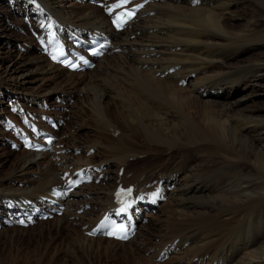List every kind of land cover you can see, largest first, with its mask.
<instances>
[{
	"label": "bare ground",
	"instance_id": "1",
	"mask_svg": "<svg viewBox=\"0 0 264 264\" xmlns=\"http://www.w3.org/2000/svg\"><path fill=\"white\" fill-rule=\"evenodd\" d=\"M90 1L81 0L82 3L78 4L75 1L73 9L70 6L67 10L61 5L64 0H0V12L5 5L12 11L10 15L0 14V65L7 62L0 67V78L6 81L0 80V96L7 98L5 102L10 103L11 108L16 106L21 110L22 120L27 122H34L42 115L38 116L33 106L25 110L27 101V104H46L48 107L51 105L48 102L50 93L58 92L56 98L62 104L55 107L62 109L59 113L66 120L65 115L73 116L72 112L66 114L64 111L67 108L71 111V98L74 97L75 102L90 99L99 113L108 118L105 128L98 130L99 134L109 142L117 140L120 146L105 145L102 148L105 150L99 152L106 154L109 151L112 155L105 158L95 149L84 150L79 144H66L67 140L61 137L66 133V126L62 125V130L56 132V145L60 150L72 145L80 154L70 158L64 153L65 168H54L53 164L44 167L46 161H34L31 156L34 152L23 150V157L14 163L9 176L0 179V208L26 205L24 201L16 205L18 199L16 202V198L11 200L16 195L43 203L53 200L65 206L62 217H57L58 222L68 224L72 223L69 214L72 209L77 211L76 206L81 208L88 204L92 209L101 208L103 211L115 206V181L120 179L135 185L137 197L150 196L161 206L157 215L147 211L144 215H137L140 226L133 237L136 239L134 244L133 238L127 242L129 246L148 252L150 259L156 261L154 264H161V259L165 262L173 259L174 264H264V58L259 57V53L264 55L261 51L263 44L257 47L254 42L237 49L231 47L236 45L231 36H241L253 29L247 28L250 23L247 21L244 29L238 31L234 21L242 18L232 14L230 9L240 10L241 15L249 1L147 0L138 16L122 31L112 30L103 11ZM254 10L264 11V5L255 6ZM14 13L21 14L41 33L47 30V34H67L71 30L84 32L90 29L110 35L112 44L92 71L70 72L50 62L41 67L45 57L32 36L25 44L9 39L12 25L20 28V32L23 30V25L14 24ZM133 38L135 44L129 42ZM126 47L131 52L121 58ZM14 48L20 52L16 53ZM245 54L257 58L237 64L243 66L234 65ZM119 64L132 80L119 79L114 90L120 97L119 104L126 106L121 111L115 100L108 104L111 109H107L104 99L111 97L112 90L109 89L111 85L107 88L106 82V86L102 84L112 72H125L111 70ZM39 70L48 76L47 81L57 82V86L49 88L45 84L43 93H36L32 83L37 81L36 72ZM75 75L79 77L75 79ZM65 77L67 81L61 87L58 82ZM185 82H189L186 94L183 93ZM99 88L102 94H98ZM200 96L203 99H195ZM219 96L224 102L216 100ZM65 97L66 100H62ZM2 107L0 102V123H9L8 116L7 122L3 119ZM114 108H117L115 112L120 115L121 123L123 115L124 127L113 126L116 122L110 117ZM168 109L173 110L177 122H172V116L163 112ZM4 127L16 129L15 124ZM136 127L148 141L165 147L169 157L175 151L181 153L183 149L203 148L212 155L211 160L205 165L185 158L176 170H171L170 164H162L147 172L129 169L137 149L127 147L138 135ZM119 129V135L111 136L110 132ZM6 139V133L1 130L0 144H6ZM122 139L127 144H121ZM41 153L43 158L54 156L52 151ZM37 165L40 166L38 169L35 168ZM80 166L94 174V179L102 175L101 183L106 180L104 185L94 188L87 185L68 194L59 192V186L58 191L55 190L64 175ZM121 167L124 169L119 175ZM152 174L156 175L155 187L149 183ZM79 217L74 216L73 222L80 223L83 217ZM95 223V219L90 221L89 228L83 230L88 231ZM236 228L239 232L232 241V236L222 240L227 233L224 230L235 229V233ZM86 239L92 238L86 236ZM145 243L147 247H144ZM117 245L124 244L108 239L106 249L115 251Z\"/></svg>",
	"mask_w": 264,
	"mask_h": 264
},
{
	"label": "rangeland",
	"instance_id": "2",
	"mask_svg": "<svg viewBox=\"0 0 264 264\" xmlns=\"http://www.w3.org/2000/svg\"><path fill=\"white\" fill-rule=\"evenodd\" d=\"M75 1L78 4V3H82L84 0H82V2H81V0H64V2L61 3V5L64 6V8H66L67 10H69L68 8H70V6L72 8L73 4H75L74 3ZM248 1H249L248 5L246 6L245 11L241 13V15L239 14L240 10H235V8H233V7H231L230 11L232 12V14H234L236 16H240L242 18V20L236 18L234 21V25L238 26V28H237L238 31H240L239 28L244 29L245 26H243V25L247 21L250 22V23H247V28L249 30H252V29L253 30L247 34H242L241 36H231V39L236 43V45L231 46V47L233 49H237L239 47H243L245 45L256 42L255 46H257V47L259 44H263V49H261V51H264V11L256 12V10H254L255 6H258V8L263 6L264 0H262L263 2L261 0H258L259 2L257 0H248ZM3 7L4 8H3V10L1 9L2 12H0V14H2L4 16V15H10L12 13V11L9 8H6V5ZM155 8H157V5L155 6ZM20 15L21 14H17V13H14V15H12L13 18L16 16L15 17L16 20L14 21L15 22L14 24L19 23V22L20 23L24 22L23 19H21ZM49 15L51 16V13ZM21 26H22V24H21ZM14 28H16V27H14V25H12V29L8 33L9 39H11L12 41H15V42L17 41L18 43H22L24 41V44H25V42H27L28 38H29L28 33L21 34L19 30H15ZM18 29H20V28H18ZM23 30H24V25H23ZM25 31H26V28H25ZM2 38H4V36H2ZM11 40H8V41H11ZM129 42L135 44L136 41L133 38ZM32 44H33V42H32ZM34 44H36V42ZM6 50H8L7 47H6ZM14 50H16V53H17V51L20 52L19 49L14 48ZM130 52H131V49L129 47H126V51L124 53H122L121 58L128 56L130 54ZM262 53H259L261 55V56H259V57H261V59L264 58V55H262ZM254 58H257V56ZM254 58L249 57L246 54L242 55L241 58H238L234 62V65L243 66V65H237V64L239 62L241 63V61L245 62L247 59L250 60V59H254ZM5 64L0 65V67H4ZM110 64H111V61L109 62V66H110ZM47 65H49V62H47L46 58H44L43 62L41 64V67H45ZM115 66H116V63H115ZM111 70H114V71L115 70H117V71L125 70V72L113 73L111 71L112 72L110 74L111 76L107 75L104 78L105 81L103 80L102 84L106 86V83H107V86H106L107 88H109V86L111 85L110 86L111 88H109V89L112 90V93L110 95L111 97L110 98L107 97L106 100L104 99V102H105V105L107 106V109H111V107H108V104H112V102L115 100V102H117V106L119 107V109L121 111V109H124V107H126V106H124V104H119L120 103L119 102L120 97H118L117 93L114 90L116 89V85H117V82H119V79H123V80L126 79L130 82H132V80L128 78V76L126 74L127 70L121 68L120 64L116 68H112ZM90 71H92V70H90ZM36 73H37V75H36L37 81L32 83L33 89H35V91H37L36 93H38V94L43 93L44 89H46L45 84H48L49 88H51L53 86H57V82L52 83L50 81H47L48 76L44 73H41L40 70ZM117 74H119V75L117 76ZM78 77H79V75H75L74 78L76 79ZM122 77H124V78H122ZM106 79H108V80H106ZM0 80L6 83L5 79L0 78ZM191 80H192V77H190L187 81L190 82ZM66 81H67V78L65 77L63 80L58 82V84H61V87H63L64 84L66 83ZM189 82L187 84H186V82L183 84V86H184L183 93H185V94L188 93L186 86L189 85ZM7 84H9V83L7 82ZM40 84H41V86H40ZM10 85H11V83L9 84V86ZM35 86H36V88H35ZM57 93L58 92L50 93L49 101H48L49 103L52 102L53 104H55V106H59L60 104H62V101H59L58 99L55 100L56 96H58ZM80 94L81 93H79V97H81V95H82V94L81 95ZM98 94H102L100 91V88L98 89ZM115 94H116L117 98L115 97ZM59 96H61V95H59ZM193 96H194V94H193ZM222 98H223L222 96H219V98H217L216 100H221V102H224L222 100ZM5 99H7L5 96H0V102L3 105V107H2L3 108L2 112L4 113L3 119H4V121H6L5 119L8 116L7 121H10L14 118V114L8 113L9 111L12 112V110L10 108L11 104L8 102H5L6 101ZM74 99H75L74 97L71 98V100L69 102L72 105L71 111L68 108L66 110H64L66 112V114H68V113L70 114V112H72V114H73V116H69V115L66 116L65 115V117H67L66 122L64 124L66 127L65 128L63 127V128L66 131V133L63 134L64 136L62 135L61 137H63V139L67 140L66 144L70 143V144L74 145L76 143V144H79L81 146V148H83L84 150H86L88 148H92V149H95L96 153L98 152L99 154H103L102 152H99V150L100 151L105 150V148L102 149L103 147H105V145H110L111 147H113V145H115L114 147H119L120 145H119V142L117 140L116 141L114 140L113 142H109V140L106 139L104 137V135L99 134L98 130L101 128H105L106 123H108V118H106L101 112L99 113L100 110L97 109L96 105H93L92 101H90V99L88 101L85 99L86 101L84 100L83 102H81V101L75 102ZM195 99L199 100V99H203V97L200 96V97L195 98ZM62 100H66V97L62 98ZM27 102H25V104H24V105H26V106H24L25 110L29 109L31 107V106H28L30 104H27ZM121 102H123V101H121ZM8 104H10V105H8ZM33 105L34 104H32V106ZM81 105H82V107H81ZM248 105L249 104L247 103L246 106H248ZM27 106H28V108H27ZM120 106H123V107H120ZM14 108L17 109L16 106ZM34 108L37 111L41 112V110L38 109V106H34ZM83 108H84V110H83ZM55 110L56 111L60 110L62 112V109H60V108H59V110L58 109H55ZM115 110H117V108H114V113L110 117L111 120L116 122L113 126L119 127V128L124 127L123 126V124H124L123 115L121 114V116H122V123H121L120 122L121 117L119 114H117L115 112ZM183 110H185V109H183ZM17 111L20 112L19 114H20V117L22 120L21 110H17ZM185 111H187V110H185ZM44 112H42V114ZM73 112L76 114H74ZM163 112L172 116V118H171V119H173L172 122L178 121L176 118L173 117V115H174L173 110L168 109V110H163ZM84 113L86 115H84ZM37 115L39 116L41 114H37ZM3 119H1V120H3ZM82 122H83V124H82ZM66 123H68V124L66 125ZM81 125H83V126H81ZM1 128H2V125L0 124V131L2 130L4 133H6V130L5 129L3 130ZM137 129L138 128L136 127L135 132L137 131L138 135L136 137L134 136L132 138V140H131L132 142L127 147V148L133 147V149L134 148L137 149V153L135 155H133L134 157L130 161V164L128 165L129 169L136 168L138 172L139 171L147 172V171H149V170H151L157 166H160L162 164H168V165L170 164V167H172L170 169L176 170L179 167H181L182 164H180V163L185 158L194 160L195 163H197V164L203 163L205 165L207 163V160H209V161L211 160L212 155L210 153H207L203 148H196V149H192V150L191 149H183V150H181V153L175 151L173 156L169 157L167 155V151H166L165 147L160 146V145L156 146V144H154L153 142L151 143L150 140L148 141L147 140L148 138L145 137L143 135V133H139V131ZM125 130L127 131V129H125ZM117 131H118L117 134H112L114 132H112V133L110 132L111 136L115 137L116 135H119L120 129ZM105 135H108V134H106V132H105ZM72 136H73V139L71 138ZM79 140H80V142L77 143V141H79ZM94 140L95 141L97 140V141L94 142ZM80 143H82V144H80ZM121 144H127V141H124L122 139ZM72 145H69L67 150L65 151V153L68 154L69 157L71 156L70 158L74 157V155H77L79 153V151H77L78 149H76V150L73 149ZM84 146H86V147H84ZM0 147H1L0 148V179H5L12 172L14 163L18 160V158L23 157V155H21L22 154L21 152L23 150H12V149L6 147V144H2V142L0 144ZM53 149H54V147L51 148V151H53ZM55 150H60V149L55 148ZM52 153L54 155V156L50 157L52 160H50V158L48 159L45 156L43 158L42 153L41 154L33 153L34 156L33 155H31V156H32V159L34 161H40V160H42V162H43V160H44V162L46 161L44 167H46L47 165H48V167H50L53 164L52 166L54 168H56V167L65 168L64 166H66V164L64 162V159L62 158L64 153L61 154L60 151L56 152L57 155H61L62 159L57 157V155H55L54 152H52ZM139 154H141V155H139ZM142 154L145 155V157H142ZM137 155H139L138 159L136 158ZM103 156L105 158H107V157H111L112 155L110 154L109 151H107V153L103 154ZM119 157H121V156H119ZM49 164H50V166H49ZM39 167L40 166L37 165L35 168L38 169ZM122 168L124 169V167H122ZM151 177L152 178L150 179L149 183L152 184L156 180V175L152 174ZM62 179L64 180V178H62ZM62 179L59 180V183H58L59 185H57V187H54V188H56L55 190L58 191V189H61L60 186L62 185L61 184ZM60 181H61V183H60ZM100 183H96V184L91 183L90 185H92L91 186L92 188L99 186V185H101V186L104 185L103 183H101V184ZM58 186H59V188H58ZM50 189L51 188H49V190ZM59 192H62V191H59ZM14 198H16L15 202L18 199V202L16 203V205L21 204V202H23V201H24V204L27 203V201H29L28 198H21V197H18L17 195H16V197L13 196V199H11V200L14 201ZM19 200H22V201H19ZM158 207H161V206L159 205ZM151 208H153V207H151ZM158 209L159 208L156 207L154 210H152L150 212V214L151 215H157ZM75 210H77V211L74 212V209L71 210L72 213L70 212L69 215H71L72 223H68V224L64 223L61 225L58 222L59 218L62 217V215H61L60 217L56 216L52 219L42 221V222H39V223L34 224L32 226H28V227L10 226V227L0 228V264H154L153 262H156L155 260L153 261L152 259H150V255L148 252L146 253L145 250L142 251L143 248L141 249V248H138L135 246L134 247L129 246L127 243L129 240L127 242H120V243H123L124 245H119V246L117 245L115 251L106 249L107 240H108L107 238L89 237L88 235L85 234L86 230H83L89 226L90 221H92L94 219L97 220V218L104 211L101 208L98 210L92 209L91 207H89L88 204L84 205L82 208L76 206ZM93 211L95 213H93ZM164 211L165 210H162L161 212L165 213ZM76 214L82 215V217H83V219L80 223L75 222V221L73 222L74 216H75V218L79 217V215L77 216ZM57 217H59V218L57 219ZM233 230L235 231V229H233ZM147 231H149V228H147ZM228 231H229V229L224 230V232H227V233H226V237L222 240L229 239L232 236L230 238L232 241L233 240L232 238L237 236V234L239 232L237 230V228H236L235 233H234V231H229V233H228ZM76 232H77V234H76ZM86 236L88 238H92V239H86ZM135 239L136 238H133L132 240L130 239L133 244H134ZM91 240H93V241H91ZM147 246H148V244L145 243L144 247H147ZM168 260L169 259H167L165 262V259H161L159 262L161 264H174L172 262L173 259H172V261L171 260L168 261Z\"/></svg>",
	"mask_w": 264,
	"mask_h": 264
},
{
	"label": "snow or ice",
	"instance_id": "3",
	"mask_svg": "<svg viewBox=\"0 0 264 264\" xmlns=\"http://www.w3.org/2000/svg\"><path fill=\"white\" fill-rule=\"evenodd\" d=\"M130 2V0H120V3L119 4H116V5H113V8H115V7H120L121 5H124V4H128ZM109 11L111 12L112 11V8H109ZM135 14V12L134 11H129V12H127L126 13V15L127 16H129V17H131V16H133ZM118 19H119V17H118ZM117 27H120V25L119 24H117ZM53 59H56V57L54 56L53 57ZM72 67H76V65H71ZM71 183V182H70ZM125 209H121V211H124ZM108 235H113V233H111V232H109V233H107ZM123 238H127L126 236L125 237H123Z\"/></svg>",
	"mask_w": 264,
	"mask_h": 264
}]
</instances>
